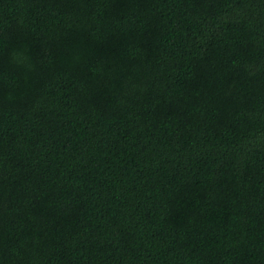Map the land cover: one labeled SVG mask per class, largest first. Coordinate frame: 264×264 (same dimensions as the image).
<instances>
[{"label":"trees","instance_id":"obj_1","mask_svg":"<svg viewBox=\"0 0 264 264\" xmlns=\"http://www.w3.org/2000/svg\"><path fill=\"white\" fill-rule=\"evenodd\" d=\"M0 264H264V0H0Z\"/></svg>","mask_w":264,"mask_h":264}]
</instances>
